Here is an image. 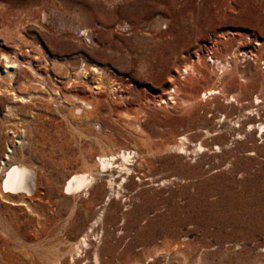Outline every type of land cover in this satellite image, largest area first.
Here are the masks:
<instances>
[{"label":"rangeland","instance_id":"rangeland-1","mask_svg":"<svg viewBox=\"0 0 264 264\" xmlns=\"http://www.w3.org/2000/svg\"><path fill=\"white\" fill-rule=\"evenodd\" d=\"M260 129L264 0H0V264H264Z\"/></svg>","mask_w":264,"mask_h":264},{"label":"bare ground","instance_id":"bare-ground-1","mask_svg":"<svg viewBox=\"0 0 264 264\" xmlns=\"http://www.w3.org/2000/svg\"><path fill=\"white\" fill-rule=\"evenodd\" d=\"M211 59L214 61L213 58ZM218 64L220 66L222 65L221 66L222 68H226V65L221 63L220 61H218ZM186 71H188V67H186ZM256 100L258 101L259 98L257 97ZM260 102L261 100L258 101V104H260ZM259 133L261 134V138H264V130L260 129ZM128 153L130 154L131 152ZM120 154L122 158H126L127 152L123 151ZM129 165H133V164H129ZM124 169L126 170L125 173L130 171L129 167ZM35 177H36L35 172L31 168L23 164L13 163L4 172V175L0 183L1 190L4 194H9V195L32 194L33 189H35L34 188ZM94 180L95 179L92 176L90 177V176H85V174H74L67 180L65 185V192L68 191V189H70L73 186H82V185L89 186Z\"/></svg>","mask_w":264,"mask_h":264}]
</instances>
